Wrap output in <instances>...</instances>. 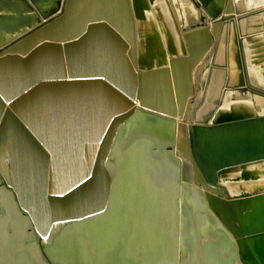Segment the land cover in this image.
Returning a JSON list of instances; mask_svg holds the SVG:
<instances>
[{"label":"water","instance_id":"95a60500","mask_svg":"<svg viewBox=\"0 0 264 264\" xmlns=\"http://www.w3.org/2000/svg\"><path fill=\"white\" fill-rule=\"evenodd\" d=\"M185 1L0 0V264H264V5Z\"/></svg>","mask_w":264,"mask_h":264},{"label":"bare ground","instance_id":"6f19581e","mask_svg":"<svg viewBox=\"0 0 264 264\" xmlns=\"http://www.w3.org/2000/svg\"><path fill=\"white\" fill-rule=\"evenodd\" d=\"M242 5H244L247 8L250 7H256L259 5H264V0H241L240 1ZM229 3V2H228ZM170 6H167L166 10L160 7L159 4H154L152 10L148 13L146 19L144 22H139L137 23V30L139 32H151L152 29L154 28L159 36L161 37L162 41L165 42V29L166 28H171L173 27V19L176 18V20L178 19H182L184 23H191L194 22L198 19V13L195 10V8L193 7L192 4H190L188 1L185 0H171ZM172 12L174 13L172 15ZM228 16V15H226ZM236 23V22H235ZM209 29L212 30V24L209 25ZM165 46V45H164ZM137 51H138V55H143L144 52V38L140 39L139 41H137ZM226 63H227V74L230 78V80L232 82H236L237 81V74L235 72L234 69V60H233V54L232 51L229 47V45L226 48ZM209 58L207 55L204 57V59L202 61L199 62V64L196 67H201L204 64V60ZM218 60H221V58H218ZM251 73L252 78L254 80H258L259 75H257V73L252 70ZM201 76V74H200ZM213 80L215 83H217L218 80V74H215L213 76ZM214 92V91H212ZM250 108L255 109V108H262L264 109V105L254 101L252 103H249ZM223 109H228L229 108V104H226L225 102L222 105ZM197 113V112H196ZM196 113H194L192 110H189L188 112V116H187V120L186 122L190 121V120H195V119H200L201 121L207 120L208 116L210 114V110L207 106H205L201 112V114L199 116L196 115ZM134 116V114H133ZM132 116V117H133ZM136 120H142V121H146V123L148 124V117H146L145 115L141 114V113H137L136 115ZM212 119H214V117H211L208 119V121H212ZM140 122V121H139ZM148 126L151 125L148 124ZM130 127H127L126 129H124L123 131V136L121 137L120 143L118 145V147H120L121 143L125 141V139L128 137V134L130 132ZM188 132V128L186 126H182L176 129L175 135H176V144L178 143V140L180 139V144L183 145L182 149L184 150L187 145V139H186V135ZM158 139V138H157ZM185 146V147H184ZM177 147V145H176ZM118 149V148H117ZM186 151L188 152V147L186 148ZM154 152L159 154L160 150L159 148H155ZM172 154L175 156V147L174 150L172 151ZM183 156L185 157V155L183 154ZM190 159V155L188 154V156H186ZM189 182H185V195L187 198H191L193 205H194V209L196 211V216L198 218V222L200 224V226L204 225V213L202 212V202L200 201V191L196 188V186H194L192 184V179H191V174L189 172V170L186 173ZM253 187H248V190H252ZM226 192L227 194H234L237 193V188L234 186H228L226 188ZM53 231H55V229H53ZM52 231V232H53Z\"/></svg>","mask_w":264,"mask_h":264}]
</instances>
